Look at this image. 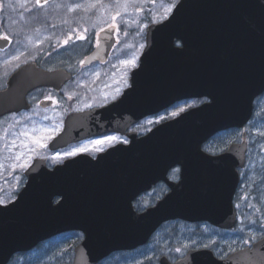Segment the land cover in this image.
<instances>
[{
  "label": "water",
  "instance_id": "95a60500",
  "mask_svg": "<svg viewBox=\"0 0 264 264\" xmlns=\"http://www.w3.org/2000/svg\"><path fill=\"white\" fill-rule=\"evenodd\" d=\"M115 29L112 25L101 31L86 63L108 59L117 42ZM9 44V38L0 39L1 48ZM70 78L66 69L26 63L11 75L7 88L0 89V118L29 109L33 89H60ZM263 92L264 0H178L167 18L148 25L139 65L122 95L102 107L70 113L49 148L55 151L107 131L125 133L183 99L209 100L145 134L128 133L129 142L97 157L80 153L53 167L47 157H36L25 170L27 181L16 199L0 203V264L70 230L84 232L72 264H98L114 251L144 245L170 219L234 227L237 166L244 163L248 142L234 143L217 155L205 151L203 144L220 131L244 127ZM177 165L178 181L168 175ZM160 181L170 190L138 212L134 200ZM160 262L264 264V237L224 259L202 249L189 251L175 263L163 255Z\"/></svg>",
  "mask_w": 264,
  "mask_h": 264
},
{
  "label": "rangeland",
  "instance_id": "374dc122",
  "mask_svg": "<svg viewBox=\"0 0 264 264\" xmlns=\"http://www.w3.org/2000/svg\"><path fill=\"white\" fill-rule=\"evenodd\" d=\"M11 1L12 8H15L12 10H18L19 13L10 16L5 24V29L13 37V43L6 50L0 51V58L6 59L4 65L0 66V78L3 72L11 70L24 59L44 56L48 65L53 66L62 64L67 58H77L82 51L81 47L73 49L68 46L59 48L58 51L52 47L65 34L61 25H70V22L73 25L74 20L83 11L119 12L121 29L118 44L112 54L111 67L115 68L122 64V73L121 79L117 78V88H112L110 92L113 95L118 93L119 89L123 90L128 86L131 71L139 64L146 44L148 25L167 18L178 0H51L43 6H37L35 0ZM23 10L27 13L23 14ZM91 25L94 27L90 28L98 27L96 23ZM69 39L70 37L65 40ZM75 50H78V53L74 52ZM93 81L94 78L87 75L85 80L77 82V93L81 95L87 89L90 91L96 88ZM72 87L75 88V85ZM196 103L195 99L182 100L167 111L147 117L141 129L149 130L156 123L173 116V112L179 113L181 109L184 110ZM257 107L256 118L249 127L251 131L249 168L245 171L242 198L237 204L239 225L233 232L227 234L206 231L204 227L205 233L200 240L202 244L218 243L219 256L245 246L248 240H254L253 237L258 239L264 233L258 226H248L253 211L260 212L264 207V97L258 102ZM34 116V113L7 116L0 123V200L3 203L13 200L24 186L26 182L24 171L35 157L47 156L51 165L60 160L59 156L48 148L51 138L59 128L44 123L41 126H34L38 120ZM232 134L227 133L218 137V141L222 140L220 147L225 145ZM177 177L176 174L175 178ZM165 191L164 184L157 186L144 196L146 201L143 204L155 203ZM248 206L252 208L249 211ZM193 232L192 227L181 225L178 228L172 227L170 234L167 235L165 226L156 233L149 244L134 251L117 252L101 264H159V257L166 251L167 245H172L168 248L172 253L174 247L194 244L189 238ZM77 238L82 237L79 234L61 235L27 254L15 257L11 264H71Z\"/></svg>",
  "mask_w": 264,
  "mask_h": 264
},
{
  "label": "flooded vegetation",
  "instance_id": "af4514ba",
  "mask_svg": "<svg viewBox=\"0 0 264 264\" xmlns=\"http://www.w3.org/2000/svg\"><path fill=\"white\" fill-rule=\"evenodd\" d=\"M10 1L11 0H0V5H2V7H0V26H1L0 34H6L8 38L10 39V44L7 48H9L11 44L13 43V37L5 29V24L9 21L10 16H13L19 13L18 10L17 11L12 10L15 8H12ZM49 2L41 3V6L46 5ZM25 12L27 13V11L23 10L22 13L24 14ZM113 17H115V19H113ZM101 18H103L102 19L103 21L100 22ZM119 18H120V15H117L116 11H110V10H95V11H89V12L83 11L82 14L78 15V18L74 20L73 25H71V22H70V25L69 24L61 25L62 28H64L63 30L65 31V34H63V36L59 38L58 43H55L52 46L53 49L57 51L59 48H67L68 46H70L73 49H77L81 47L82 51L79 53L77 58H72V59L67 58L62 64L50 66L47 63L46 57L38 56L34 59L29 58V59L21 60L11 70L8 69L5 72H3L2 73L3 76H1L0 78V82H2L0 84V89L7 88L11 75L21 66L31 61H36L39 67L45 68L48 70H55V69H60V68L66 69L67 71L71 73V78L68 81H66L60 89H57L54 85H44V86H40V87L33 89L32 91L28 93V101L31 104V107L29 109H23L21 111L7 113L6 115L0 118V123L3 120V118L7 116H12V115L20 116L23 113H34L35 114L34 118L38 119L36 121L37 124H34V126H41V124L44 123L50 127H57L59 128V131L54 135L56 136L64 128L65 120L70 113L93 110V109L102 107L112 102L113 100L117 99L118 97H120L124 89L123 90L119 89V92L113 95L110 93L112 88H117V80L121 79V73H122V64H120V66H117L115 68L111 67L112 54L118 44L119 33L121 29V22ZM91 23H96L98 27L90 28V27H94V25H91ZM112 25L116 26L115 35L117 38V43L113 47L108 59L105 61L98 60L95 62L86 63L87 56L90 55L97 48L100 42L99 41L100 32L104 30L105 28L110 27ZM78 36H84L85 38L78 39L77 38ZM69 37L70 39L68 40L67 43H65L64 40ZM7 48L3 49L0 47V51H4ZM74 52L78 53V50H75ZM5 60H6L5 58L3 59L0 58V66L4 65L3 62H5ZM259 61L262 62L261 59H259ZM87 75L88 77L92 76L94 78L93 82H95L94 85L97 87L91 89L90 91H88L87 89L84 91V94L80 95L77 93V82L85 80L87 78ZM74 85H75V88L72 87ZM263 97H264V93H262L255 99L253 117L244 127H233V128L218 132L211 139L206 141L203 145V148L207 152L217 155V154H221L225 152L230 147V145L234 143H243L245 139L248 142V150L246 152L244 163L237 166V169L240 172V183L234 195V206L237 212V222L235 226L232 228L220 227V226L213 224L212 222L208 220L190 221V220H185L182 218L167 220L154 233V235L152 236V238L147 244H149L153 240L154 236L159 230H161V228L166 226V233L167 235H169L172 227L178 228L181 225L189 226L193 228L194 230L193 235L190 236L189 238L194 244H191V245L182 244V245H179V247H174V251L172 253L171 251L168 250V248H171L172 245H167L166 251L162 252L160 257L163 255H166L169 261L176 262L179 259L185 257L188 254V252L191 250L209 249L213 251V253L217 257L225 258L229 254L233 253L234 251L247 247V246H251L253 245L254 242L264 237V233H262L258 239L254 238V240L252 241L248 240L245 246L234 249L224 256H219L218 254V246H219L218 243L202 244L200 241L202 234L205 233L204 227H206V231L208 230L210 232H215V233L221 232L223 234H227V233L233 232L239 225V209L237 207V204L242 198L241 189L243 188V178L245 175V171L249 168V154H250V149H251V131L249 127L251 123L253 122V120L256 118L257 111H258V107H257L258 102L261 99H263ZM195 100L197 101L195 105H201L208 100V97H197L195 98ZM179 102H177L176 104H178ZM176 104H174L173 106H175ZM173 106H171L170 108H172ZM170 108L166 109V111L169 110ZM186 109H184L183 111H185ZM146 118H143L140 121L134 123L130 128L127 129L125 133H123L121 130L107 131L99 135H93V136L84 138L82 140L74 141L70 143L68 146L61 147L55 151L49 148V144H48V148L51 150L53 154H57L59 156L60 160L57 163L63 162L66 159L72 156L78 155L80 153H86L93 157H97L100 153L107 151L109 148H111L114 145H117L123 142H129L131 139L128 133L138 132L139 135L145 134L148 130L146 131L142 130L141 126L144 125L143 122L146 120ZM169 118L170 117L166 119H169ZM93 119L94 121L97 120L96 113L93 114ZM227 133H233V134L230 135L231 138L227 140L225 145L220 147V145L222 144V140L218 141V137L223 134H227ZM112 137H114L115 139H109ZM72 152H75V155H67L68 153H72ZM180 172H181V166L179 165L175 166L174 168L170 170L169 176L171 179L179 180ZM176 174L178 175L177 178H175ZM161 184H164L166 188V191L161 197H163L165 193L169 191L170 187L167 183L159 182L155 187L142 193L135 199L134 206L137 211L142 212L146 210L148 206L154 204L152 202H151L152 204L151 203L143 204L146 201L144 199V196L147 195L148 192L152 191L153 189H155L157 186ZM142 204L144 206H142ZM247 208H248L247 209L248 211L252 209L250 206H248ZM253 213H254L253 217L249 220L250 222H248V226H251V225L254 227L258 226L264 230V207L262 211L260 212L253 211ZM69 234H79V235L81 234V237H83V233L80 231H70V232L62 233L60 235L52 237L51 239H55L61 235H69ZM172 237H174V235H172ZM51 239L46 240V242ZM78 240L80 239L78 238L75 239L76 244L78 243ZM43 243H45V241L42 242L40 245H42ZM136 249L121 250L117 252H130ZM177 249H180V251H177ZM31 251L15 254L9 264H11V262L14 260L15 257H18L23 254H27ZM74 253H75V247L73 249V259H74ZM115 253H112L111 255ZM160 257H159V260H160Z\"/></svg>",
  "mask_w": 264,
  "mask_h": 264
},
{
  "label": "snow or ice",
  "instance_id": "6c2138e0",
  "mask_svg": "<svg viewBox=\"0 0 264 264\" xmlns=\"http://www.w3.org/2000/svg\"><path fill=\"white\" fill-rule=\"evenodd\" d=\"M45 2H47V0H45ZM35 3L37 6H40L41 5V0H35ZM0 7H2V5H0ZM77 7H79V5H77ZM92 7H95V5H92ZM126 7V5H125ZM71 10V9H70ZM117 15H119V12H117ZM113 19H115V17H113ZM78 39H84L85 37L84 36H78L77 37ZM0 39H5L7 40L8 39V36L6 34H0ZM68 41L65 40V43H67ZM181 111H183V109H181ZM177 113L173 112L172 115L175 116ZM109 139H115L114 137L112 138H109ZM67 155H75V152H72V153H68ZM3 201L0 200V203H2ZM255 237H253L254 239ZM177 251H180V249H177Z\"/></svg>",
  "mask_w": 264,
  "mask_h": 264
},
{
  "label": "trees",
  "instance_id": "16d2710c",
  "mask_svg": "<svg viewBox=\"0 0 264 264\" xmlns=\"http://www.w3.org/2000/svg\"><path fill=\"white\" fill-rule=\"evenodd\" d=\"M151 21V20H150ZM76 233V232H75Z\"/></svg>",
  "mask_w": 264,
  "mask_h": 264
}]
</instances>
